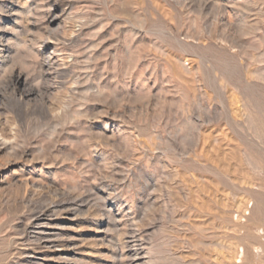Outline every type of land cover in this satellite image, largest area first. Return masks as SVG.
<instances>
[{
  "label": "rangeland",
  "instance_id": "rangeland-1",
  "mask_svg": "<svg viewBox=\"0 0 264 264\" xmlns=\"http://www.w3.org/2000/svg\"><path fill=\"white\" fill-rule=\"evenodd\" d=\"M0 47V264H264V0H0Z\"/></svg>",
  "mask_w": 264,
  "mask_h": 264
},
{
  "label": "bare ground",
  "instance_id": "bare-ground-1",
  "mask_svg": "<svg viewBox=\"0 0 264 264\" xmlns=\"http://www.w3.org/2000/svg\"><path fill=\"white\" fill-rule=\"evenodd\" d=\"M54 33V32H53ZM57 35V34H56ZM56 38H58V37H56ZM59 39H61V38H59ZM59 39L57 40V43L59 44ZM62 41V40H61ZM62 43V42H61ZM4 52H7V50H5V49H3L2 47H0V57H4L5 55V53ZM6 57V56H5ZM7 57H9V56H7ZM5 60H6V58H4ZM52 69V68H51ZM23 76V75H22ZM21 74L20 73H17L16 74V80L17 81H19V80H21ZM22 81V80H21ZM22 97V96H21ZM20 97V98H21ZM27 97V96H26ZM0 138H2L3 139V137H0ZM5 140H7V139H5ZM58 205V204H57ZM45 207V206H44ZM67 208H69V207H67ZM34 210V209H33ZM48 208H43V209H39V210H34L33 211V213H32V215H31V226L33 225V228H37L34 232H37L38 234H35L32 238H33V240H35V242L34 243H36L37 244V246H39V247H41V246H43L44 244H46V241H49L50 240V234H49V232L47 233L46 232V229H43L42 228V226H48L49 225V223H50V221L49 220H47L48 219ZM31 212V211H30ZM53 212V211H52ZM50 214V213H49ZM53 214V213H52ZM45 217H47V218H45ZM29 219V218H28ZM30 222V221H29ZM28 222V223H29ZM29 225V224H28ZM30 225L28 226V228H30ZM46 226V227H47ZM51 226V225H50ZM25 230V229H24ZM29 231V230H28ZM30 231H32V230H30ZM42 233V234H41ZM131 234V233H130ZM29 235V234H28ZM139 238V237H138ZM28 239V238H27ZM33 240H31V242L33 241ZM27 241V240H26ZM24 242V241H23ZM30 242V241H29ZM33 243V244H34ZM125 243V242H124ZM32 244V243H31ZM126 244V243H125ZM35 245V244H34ZM119 245V244H118ZM134 244H130V245H127V246H129V251H131V246H133ZM33 246V245H32ZM135 246V245H134ZM38 248V247H37ZM125 248V247H124ZM127 248V247H126ZM125 248V249H126ZM135 248V247H134ZM33 250V249H32ZM139 250V249H138ZM138 250H135L134 249V252H133V254L132 255H129V254H127V256L129 255V256H131L132 257V259H134V258H136V257H138L139 256V252H138ZM141 250V249H140ZM124 254V253H123ZM145 256V255H144ZM130 257V258H131ZM141 257V256H140ZM132 259H130V260H132ZM126 259H124V261H125ZM129 260V259H128ZM128 262H130V261H128ZM135 264H137V263H135ZM141 264V263H140Z\"/></svg>",
  "mask_w": 264,
  "mask_h": 264
}]
</instances>
